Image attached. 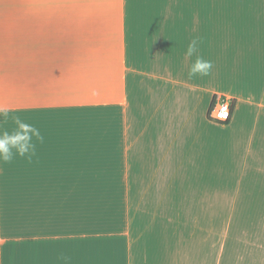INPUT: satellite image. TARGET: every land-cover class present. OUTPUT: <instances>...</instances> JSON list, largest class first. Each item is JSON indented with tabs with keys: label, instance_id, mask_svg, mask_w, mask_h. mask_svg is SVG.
Listing matches in <instances>:
<instances>
[{
	"label": "crops",
	"instance_id": "1",
	"mask_svg": "<svg viewBox=\"0 0 264 264\" xmlns=\"http://www.w3.org/2000/svg\"><path fill=\"white\" fill-rule=\"evenodd\" d=\"M0 106L44 137L0 264H264V0H0Z\"/></svg>",
	"mask_w": 264,
	"mask_h": 264
},
{
	"label": "clouds",
	"instance_id": "2",
	"mask_svg": "<svg viewBox=\"0 0 264 264\" xmlns=\"http://www.w3.org/2000/svg\"><path fill=\"white\" fill-rule=\"evenodd\" d=\"M199 38L193 37L187 44L184 55L191 59L188 79L210 74L213 63L210 59L199 55ZM11 119L16 127L12 131L0 130V164L11 163L17 156L31 159L36 154V143H43L44 137L40 129L20 118L6 107L0 106V121Z\"/></svg>",
	"mask_w": 264,
	"mask_h": 264
},
{
	"label": "rangeland",
	"instance_id": "3",
	"mask_svg": "<svg viewBox=\"0 0 264 264\" xmlns=\"http://www.w3.org/2000/svg\"><path fill=\"white\" fill-rule=\"evenodd\" d=\"M18 108V106L10 107L14 114H16V109ZM1 128L2 121H0V130ZM17 170L18 164L15 165L13 162L0 164V242H3L4 240L18 239L20 238V236H33V228H29V215L25 216L23 213V220H21L19 198L8 197L6 195L7 192H10L11 186H13L10 180L11 178H13L12 174H17ZM4 188L10 189L6 190ZM32 220L33 218L31 219V223ZM22 232H26V234H23ZM5 247L7 251V249L11 246L8 243Z\"/></svg>",
	"mask_w": 264,
	"mask_h": 264
},
{
	"label": "built area",
	"instance_id": "4",
	"mask_svg": "<svg viewBox=\"0 0 264 264\" xmlns=\"http://www.w3.org/2000/svg\"><path fill=\"white\" fill-rule=\"evenodd\" d=\"M232 104L231 99L226 96H220L215 99L209 112L211 120L218 123H226L231 117Z\"/></svg>",
	"mask_w": 264,
	"mask_h": 264
},
{
	"label": "trees",
	"instance_id": "5",
	"mask_svg": "<svg viewBox=\"0 0 264 264\" xmlns=\"http://www.w3.org/2000/svg\"><path fill=\"white\" fill-rule=\"evenodd\" d=\"M214 101H215V97L213 98V100H212V102L210 104V107L208 109V116H209V112H210V109L212 108V105H213ZM231 104H232V108H233V106H234V100H231Z\"/></svg>",
	"mask_w": 264,
	"mask_h": 264
}]
</instances>
